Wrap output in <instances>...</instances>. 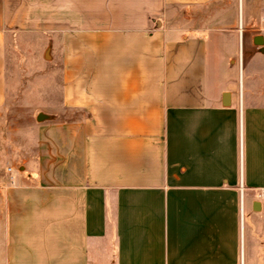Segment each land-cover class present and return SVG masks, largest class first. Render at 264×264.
<instances>
[{
	"label": "crops",
	"instance_id": "obj_1",
	"mask_svg": "<svg viewBox=\"0 0 264 264\" xmlns=\"http://www.w3.org/2000/svg\"><path fill=\"white\" fill-rule=\"evenodd\" d=\"M263 11L0 0V103L31 46L58 98L0 189V264H264V89L241 72Z\"/></svg>",
	"mask_w": 264,
	"mask_h": 264
},
{
	"label": "rangeland",
	"instance_id": "obj_2",
	"mask_svg": "<svg viewBox=\"0 0 264 264\" xmlns=\"http://www.w3.org/2000/svg\"><path fill=\"white\" fill-rule=\"evenodd\" d=\"M243 19L242 22V16H240L239 22L246 26V18ZM248 25L244 27V41L241 45V58H243L241 72L246 90L251 84V87L264 89V43L259 46L252 41L254 36L264 37V17H254ZM261 46L262 50H260ZM16 52L17 54L8 53L13 64L9 65L10 72L6 78L5 95L0 103V189L7 184L9 178L11 179V175L16 176L17 172L27 173L33 159L36 158L31 155L36 148L38 128L45 121H37L36 117L50 103L47 97L50 89L53 91L51 99L54 102L58 99L54 96L57 90L51 87L52 82L50 83L49 78L46 75L43 78L40 76V73L45 71L42 64L36 62L35 46L28 48L26 55ZM14 55L16 57H12ZM237 55L239 56V51ZM22 60H25L27 65H19L18 63ZM33 68L37 70L34 76L31 74L34 72ZM25 69H28L30 75L24 74L22 70ZM18 73H21V76ZM255 98L258 101L263 100L262 96ZM43 113L48 115L47 120L54 118L55 115Z\"/></svg>",
	"mask_w": 264,
	"mask_h": 264
},
{
	"label": "water",
	"instance_id": "obj_3",
	"mask_svg": "<svg viewBox=\"0 0 264 264\" xmlns=\"http://www.w3.org/2000/svg\"><path fill=\"white\" fill-rule=\"evenodd\" d=\"M254 43L255 44H263V36L261 35H257L254 37L253 39ZM37 121H42V120H45V119H48V115L44 114V113H39L36 117Z\"/></svg>",
	"mask_w": 264,
	"mask_h": 264
},
{
	"label": "built area",
	"instance_id": "obj_4",
	"mask_svg": "<svg viewBox=\"0 0 264 264\" xmlns=\"http://www.w3.org/2000/svg\"><path fill=\"white\" fill-rule=\"evenodd\" d=\"M263 199H264V197H263Z\"/></svg>",
	"mask_w": 264,
	"mask_h": 264
}]
</instances>
